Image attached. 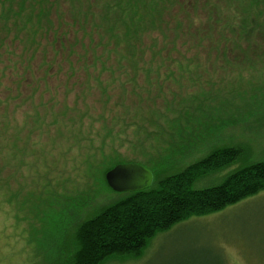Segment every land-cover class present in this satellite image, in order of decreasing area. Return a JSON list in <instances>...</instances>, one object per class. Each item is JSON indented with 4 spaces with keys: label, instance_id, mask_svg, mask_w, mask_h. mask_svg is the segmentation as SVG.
<instances>
[{
    "label": "trees",
    "instance_id": "1",
    "mask_svg": "<svg viewBox=\"0 0 264 264\" xmlns=\"http://www.w3.org/2000/svg\"><path fill=\"white\" fill-rule=\"evenodd\" d=\"M255 37L264 40V0H0V205L27 196L18 175L29 151L22 140L31 138L16 114L31 101L22 123L42 128L41 102L32 98L39 81L62 73L73 81L69 91L78 89L76 108L57 114L72 123L62 132L72 136L74 128L73 145L89 144L100 155L88 152V177L109 188V170L141 160L119 153L131 131L128 151L159 178L157 186L90 214L77 227L69 264L140 256L157 234L257 196L264 191V162L219 186L195 188L235 165L241 149L216 150L180 170L202 137L203 98L184 93L183 81L188 77L189 90L198 83L201 52L211 59L220 45L240 49ZM23 88L30 94L23 96Z\"/></svg>",
    "mask_w": 264,
    "mask_h": 264
},
{
    "label": "rangeland",
    "instance_id": "2",
    "mask_svg": "<svg viewBox=\"0 0 264 264\" xmlns=\"http://www.w3.org/2000/svg\"><path fill=\"white\" fill-rule=\"evenodd\" d=\"M228 46V50L220 45L211 51V59L201 52L195 65L198 83L190 90L188 77L182 83L184 93L195 92L204 100L198 103V131L202 134L198 153L187 158L180 170L216 150L243 151L228 170L200 180L195 186L199 190L219 186L232 173L264 162V40L255 37L249 46L239 43L240 49ZM31 78L27 82L34 81ZM65 79L62 73L39 81L32 101L41 102L42 128L28 130L29 124L22 123L31 101L16 114L20 125L26 126L23 133L31 138L22 140L29 151L26 167H21L23 174L18 175L27 196L0 205V264H69L76 249L77 227L105 204L127 196L89 178L88 152L90 157L100 155L95 156L89 144L83 148V144L73 145L69 137L74 128L72 136L63 133L68 132L64 126L72 123L57 114L67 107L75 109L78 102V89L69 91L73 81ZM22 93L30 94L25 88ZM126 137L119 153L126 159H141L128 163L152 170L142 156L128 151L131 131ZM154 178L153 186H157L159 178L156 174ZM106 264H264V191L222 212L192 218L157 234L140 256Z\"/></svg>",
    "mask_w": 264,
    "mask_h": 264
},
{
    "label": "water",
    "instance_id": "3",
    "mask_svg": "<svg viewBox=\"0 0 264 264\" xmlns=\"http://www.w3.org/2000/svg\"><path fill=\"white\" fill-rule=\"evenodd\" d=\"M105 180L109 188L117 193H138L150 189L154 174L139 163L119 164L108 171Z\"/></svg>",
    "mask_w": 264,
    "mask_h": 264
}]
</instances>
